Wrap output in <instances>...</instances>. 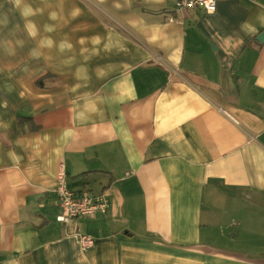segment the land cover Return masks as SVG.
<instances>
[{
    "label": "crops",
    "instance_id": "obj_1",
    "mask_svg": "<svg viewBox=\"0 0 264 264\" xmlns=\"http://www.w3.org/2000/svg\"><path fill=\"white\" fill-rule=\"evenodd\" d=\"M263 32L264 0H0V264H264ZM61 171L107 213L58 223Z\"/></svg>",
    "mask_w": 264,
    "mask_h": 264
},
{
    "label": "built area",
    "instance_id": "obj_2",
    "mask_svg": "<svg viewBox=\"0 0 264 264\" xmlns=\"http://www.w3.org/2000/svg\"><path fill=\"white\" fill-rule=\"evenodd\" d=\"M216 5L217 0H176V9L179 11L203 9L208 13H213ZM53 193L59 201L56 220L65 227L77 219L106 214L110 207V202L105 195H94L88 190L80 192L71 190L63 171L57 176ZM79 243L81 250L87 252L94 247L95 241L91 236L79 234Z\"/></svg>",
    "mask_w": 264,
    "mask_h": 264
},
{
    "label": "water",
    "instance_id": "obj_3",
    "mask_svg": "<svg viewBox=\"0 0 264 264\" xmlns=\"http://www.w3.org/2000/svg\"><path fill=\"white\" fill-rule=\"evenodd\" d=\"M258 40L264 42V32L259 36Z\"/></svg>",
    "mask_w": 264,
    "mask_h": 264
}]
</instances>
